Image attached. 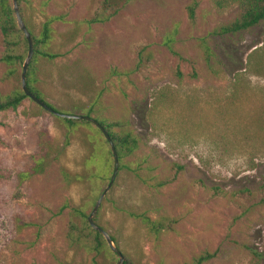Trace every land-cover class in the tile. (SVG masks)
<instances>
[{
  "label": "rangeland",
  "instance_id": "374dc122",
  "mask_svg": "<svg viewBox=\"0 0 264 264\" xmlns=\"http://www.w3.org/2000/svg\"><path fill=\"white\" fill-rule=\"evenodd\" d=\"M102 1L21 2L36 38L51 19L43 49L55 54L32 58L29 85L57 111L139 140L118 160L98 225L131 264L205 252L202 264H264V20L221 35L238 0H116L115 15L91 22ZM20 46L21 62L2 60L0 32V99L23 93ZM112 170L94 124H68L27 96L0 110V264H115L105 246L69 237ZM132 213L173 221L154 233Z\"/></svg>",
  "mask_w": 264,
  "mask_h": 264
},
{
  "label": "trees",
  "instance_id": "16d2710c",
  "mask_svg": "<svg viewBox=\"0 0 264 264\" xmlns=\"http://www.w3.org/2000/svg\"><path fill=\"white\" fill-rule=\"evenodd\" d=\"M22 1L23 0H17V4L22 20L26 26V22L23 17V8L21 4ZM119 1H121L122 3H126L130 0H119ZM238 4L240 8L239 16L234 20L230 21L229 23L219 27V29L215 31L216 33L221 35L237 33L239 31L248 29L258 24L260 21L264 20V0H238ZM194 5L195 4L190 5L188 8L190 18L193 17ZM118 9H119V5L117 4L116 0H103L102 4H99L98 9L94 12L95 14L90 19V21L97 22V21H102L104 19H108L112 15H115L118 12ZM50 23H51V19H48L43 23L40 32V38H36L34 34L27 28L31 36L32 45H33V53L30 59L31 62H32V58L38 54L48 58H53L55 56V54L46 52L45 49H43V46L46 45L48 40L50 39V34H51ZM0 32L2 35V42L5 47V51L1 59L11 63L21 62L24 57L22 53H19L17 51V47L20 49L21 48L20 45H22L24 49L23 52L25 53L28 51V44L23 32L19 29L17 25L16 18L14 15L13 5H12V0H0ZM31 62H29L25 73V82L28 90L37 98H39L42 102H44L47 106L56 110L52 105L44 101V99L41 97L38 91H36L34 88H32L29 85L28 73L31 66ZM24 96H26L24 93H20L15 95H9L3 99H0V110L16 108L20 104ZM63 120L68 124H73L76 121L85 122V123L90 122L83 119L63 118ZM99 123L104 127L105 131L108 133L111 140L113 141V144L117 152L118 160L122 156V154L126 156H130L136 149L139 148V140L136 137V135H133L131 132H126L123 135L117 136L110 131V128L113 125H116L115 122L105 123L101 121ZM42 170H43V157L37 160L31 173H40L42 172ZM166 183L167 182L162 181V182H158V185L161 186ZM130 215H132L135 218L136 217L140 218V220L145 223V225L149 228V230L154 233H157L164 228H169L170 223L173 221V219H168V218H166L165 220L164 219L152 220L148 216H145L143 214H136V213H132ZM76 218L80 220V225L77 224L70 225V230H69L70 239L74 240L77 243H89L90 245L93 246L94 250H97L102 246H105L106 248L110 249L102 234L94 230L89 225L86 215L78 211L76 212ZM93 221L98 225L96 217L94 216H93ZM111 239L114 242V244L117 246L115 238L111 236ZM213 255H214L213 253L205 252L195 257L192 260V262L186 264H202L205 261L212 258ZM124 264H131V263L130 261L126 260Z\"/></svg>",
  "mask_w": 264,
  "mask_h": 264
},
{
  "label": "water",
  "instance_id": "95a60500",
  "mask_svg": "<svg viewBox=\"0 0 264 264\" xmlns=\"http://www.w3.org/2000/svg\"><path fill=\"white\" fill-rule=\"evenodd\" d=\"M12 5H13V10H14V15L16 18L17 25H18L19 29L23 32V34L27 40V44H28V51H27L26 59L22 65V71H21V76H20L21 88H22L23 93L27 97L32 99L35 103L40 105L42 108L46 109L47 111L53 113L54 115H56L58 117L67 118V119H83V120L90 121L95 126H97V128L102 132V134L104 135L105 139L107 140V142L109 144V147H110L111 152H112V158H113V170H112L110 179H109L106 187L102 190L101 194L96 199L92 210L87 215V221H88L89 225L94 230H96L97 232H100L102 234V236L104 237V239H105L106 243L108 244L109 248L111 249V251L118 257L117 262L115 264H124V262H125L124 255L122 254L120 249L114 244V242L111 239L110 234L106 230H104L101 226L97 225L93 221V216L95 215L103 197L105 196V194L107 193V191L109 190L111 185L113 184L114 179H115L117 172H118L119 161H118V156H117V152H116L115 146L113 144V141L111 140L108 133L105 131L104 127L95 118H93L89 115H84V114H68V113H61L59 111H56V110L52 109L51 107L47 106L44 102H42L39 98H37L35 95H33L28 90V88L26 86V82H25V73H26V68L30 62V59H31V56L33 53L32 39H31L29 31H28L27 27L25 26V24L22 20V17L20 15L17 0H12Z\"/></svg>",
  "mask_w": 264,
  "mask_h": 264
}]
</instances>
